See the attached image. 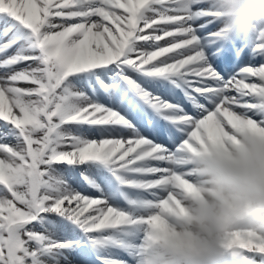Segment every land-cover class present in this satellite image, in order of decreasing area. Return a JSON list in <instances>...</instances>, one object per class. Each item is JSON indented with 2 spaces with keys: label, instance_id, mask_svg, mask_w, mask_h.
I'll list each match as a JSON object with an SVG mask.
<instances>
[{
  "label": "snow or ice",
  "instance_id": "obj_1",
  "mask_svg": "<svg viewBox=\"0 0 264 264\" xmlns=\"http://www.w3.org/2000/svg\"><path fill=\"white\" fill-rule=\"evenodd\" d=\"M208 7L0 0V264L71 247L36 230L50 213L127 256L104 264H134L131 210L168 195L173 154L243 112L239 84L264 65L242 64L264 53L218 36ZM240 248L264 264V244Z\"/></svg>",
  "mask_w": 264,
  "mask_h": 264
},
{
  "label": "clouds",
  "instance_id": "obj_2",
  "mask_svg": "<svg viewBox=\"0 0 264 264\" xmlns=\"http://www.w3.org/2000/svg\"><path fill=\"white\" fill-rule=\"evenodd\" d=\"M205 2L218 36L264 53V0ZM249 76L244 111L178 149L168 195L131 210L134 264H240L241 244H264V65Z\"/></svg>",
  "mask_w": 264,
  "mask_h": 264
},
{
  "label": "bare ground",
  "instance_id": "obj_3",
  "mask_svg": "<svg viewBox=\"0 0 264 264\" xmlns=\"http://www.w3.org/2000/svg\"><path fill=\"white\" fill-rule=\"evenodd\" d=\"M52 216V213L45 215L40 221L36 223V230L45 234L50 241H57L69 234V231L55 230L50 226L47 221L48 217ZM104 248L102 246L99 247ZM106 252L115 256L116 249L109 246L105 248ZM43 264H95L93 260L87 258L82 252H73L71 250L57 249L51 253H46L43 257Z\"/></svg>",
  "mask_w": 264,
  "mask_h": 264
}]
</instances>
